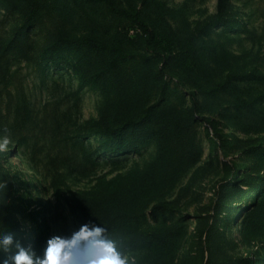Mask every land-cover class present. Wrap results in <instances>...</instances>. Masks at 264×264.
I'll return each mask as SVG.
<instances>
[{"label": "trees", "instance_id": "1", "mask_svg": "<svg viewBox=\"0 0 264 264\" xmlns=\"http://www.w3.org/2000/svg\"><path fill=\"white\" fill-rule=\"evenodd\" d=\"M140 2L141 7L131 0L126 4L119 0H0V11L6 19L17 18V24L0 35V83L6 84L14 63L25 61L43 66L71 54L81 76V88L91 86L104 96L99 105L100 117L92 123H80L79 105L68 98L65 110L52 116L47 140L52 153H47L44 176L49 173L55 189L66 176L92 175L97 168L95 154L99 150L130 152L143 145L157 144V156L145 169L132 170L122 180L104 182V189L95 197L73 207L81 226L105 227L122 254L136 250L151 255L155 252L152 256L157 264L160 260L167 263V259H175L184 232L180 226L163 223L162 228L147 231L142 226L145 214L151 211L153 215H164L169 189L198 163L202 152L198 118L171 104L149 105V95L155 92L161 98L166 96L163 76L173 62L180 61L187 80L194 85L188 94L191 112L199 113L200 120L206 123L210 141L222 139L226 124L245 134H258L259 146L264 149V107L259 105L254 93L255 89L264 87V73L257 66L239 65L241 56L222 45L221 48L215 44L213 48L199 45L195 32L186 33L184 38L174 34L177 58L164 55L156 46L157 28L153 23L171 25L167 18L175 11L167 5V0ZM144 5L157 14L156 20L144 12ZM229 6L228 0H217L216 18L207 21L206 28L223 21ZM123 21L140 31L134 39L119 28ZM254 81H261L257 88L251 85ZM5 94L9 99L6 112L13 117L11 134L22 135L33 121V110L25 97L13 101L10 90ZM219 100L226 101L228 106L218 110L219 105L215 104ZM3 123L0 112V138L5 135ZM92 136L101 138L95 148L89 140ZM15 142L19 150L26 145L36 148L38 145L34 143L35 137L31 142L26 137ZM52 146L58 150L54 152ZM15 154H18L16 150H8L7 157L15 158ZM18 160L35 168L36 159L29 163ZM252 172L256 170H250L248 175ZM258 180L264 179L258 176ZM233 185L239 189L241 179ZM256 196L252 208L244 212L247 216L242 227L244 244L264 236V185ZM218 209L217 213L221 214L226 204ZM4 232L14 233L26 245L28 238L21 223L7 209L0 212V234ZM203 233L200 229L195 234L201 243L203 239L209 241L211 234L210 230L205 236ZM199 245L204 254L206 245ZM216 255L210 249L205 264H232L227 257L221 260Z\"/></svg>", "mask_w": 264, "mask_h": 264}, {"label": "rangeland", "instance_id": "2", "mask_svg": "<svg viewBox=\"0 0 264 264\" xmlns=\"http://www.w3.org/2000/svg\"><path fill=\"white\" fill-rule=\"evenodd\" d=\"M119 1L126 4L129 0ZM131 1L143 6L140 0ZM228 2L230 6L225 19L206 28L205 23L216 18L217 0H167V5L175 14L171 13L167 18L171 24L169 26L157 21L153 23L157 28L158 50L164 55L171 54L173 58H177L175 51H178V46L175 47L174 34L184 38L186 33L195 32L199 45H207L209 48L223 46L225 50L241 56L239 65H246L248 68L257 66L264 73V0ZM143 10L152 20H156L157 14L151 13V9L144 5ZM3 13L0 11V35L17 24V18L6 19ZM161 25L166 31L162 30ZM131 26L123 21L119 28L134 39L140 31ZM187 77L180 61L173 62L168 67V73L163 76L167 85L166 96L161 98L153 92L147 102L149 105L155 103L157 107L171 104L189 112L193 118H198L195 119L202 152L198 163L169 189L165 198L167 208L164 215H153L151 211L145 214L142 226L147 231L162 228L163 223L180 226L184 232L175 259H167V263L160 260L157 264H205L210 249L216 252L217 259L224 260L227 257L232 264H264V236L254 238L250 244L242 241V227L247 218L244 212L252 208L256 195L264 185V180H258V176L264 179V149L259 146V135L245 134L224 124L222 139L210 141L206 135V123L200 120L199 113L191 112L192 104L188 94L190 90H194V85ZM260 82L254 81L251 85L258 87ZM9 90L13 101L25 97L33 110L31 125L22 135L16 134L15 137L11 134L13 117H9L6 112V102L9 99L5 92ZM0 93V112L4 121L2 128L9 130L11 139L8 150L14 149L18 153L15 158H8V151L0 152V212L7 209L15 216L28 238L25 247L31 246L43 258L49 239L55 236L71 237L80 229L81 225L73 211L76 203L95 197L104 189V182L122 180L132 170L145 169L157 156L158 146L150 143L130 152L99 150L95 154L97 168L92 175L66 176L55 189L49 173L44 176L47 174V153H52L51 145L47 143L52 116L65 110L68 98L71 103L79 105L80 123H92L100 117L99 105L104 96L91 86L81 88V76L71 54H64L57 63L43 66L31 65L25 61L12 64L6 84L0 83ZM254 93L259 105L264 107V87L255 89ZM215 106L221 110L228 103L219 100ZM24 137L29 142L35 137L37 148L26 145L19 150L15 141ZM89 140L95 148L99 146L101 138L92 136ZM52 148L54 152L58 150L53 146ZM18 158L27 163L31 160L35 162L36 159L35 168L20 164ZM115 160H122L123 163L116 165ZM250 170L256 172L248 175ZM233 176L236 177L234 180ZM238 179H241V186L236 189L233 184ZM254 184L257 185L253 187ZM223 203L226 204V209L218 214V208ZM200 229H203L204 236L210 230L209 241L203 239L201 243L195 238ZM199 243L206 245L204 254ZM123 254L128 257L129 264H155L152 256L155 252L151 255L144 250H136ZM4 259L5 256L0 253V264H3Z\"/></svg>", "mask_w": 264, "mask_h": 264}, {"label": "clouds", "instance_id": "3", "mask_svg": "<svg viewBox=\"0 0 264 264\" xmlns=\"http://www.w3.org/2000/svg\"><path fill=\"white\" fill-rule=\"evenodd\" d=\"M8 129L0 138V152L8 151L11 143ZM108 230L97 225H82L71 237L55 236L48 240L43 258L31 246L25 247L12 232L0 234V253L3 264H129Z\"/></svg>", "mask_w": 264, "mask_h": 264}]
</instances>
